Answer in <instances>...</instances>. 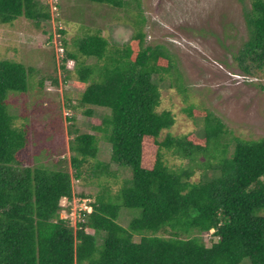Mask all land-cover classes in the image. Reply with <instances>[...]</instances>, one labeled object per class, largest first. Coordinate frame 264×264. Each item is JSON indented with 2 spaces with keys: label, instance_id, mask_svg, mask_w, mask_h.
Returning <instances> with one entry per match:
<instances>
[{
  "label": "trees",
  "instance_id": "1",
  "mask_svg": "<svg viewBox=\"0 0 264 264\" xmlns=\"http://www.w3.org/2000/svg\"><path fill=\"white\" fill-rule=\"evenodd\" d=\"M88 1L129 8L132 0ZM133 1L139 29L127 43L110 44L100 30L71 44L62 38L63 62L74 60L79 79L88 83L81 106L89 107L88 115L92 105L110 110L93 128L111 143V161L130 170L116 194L102 187L77 229L60 217V201L74 195L70 172L24 166L20 156L28 128L16 125L8 93L28 91L32 68L0 58V264H264V137L232 138L218 116L192 106L184 111L201 115V136L160 137L176 118L158 110V82L177 70L176 59L165 45L146 44L145 17ZM23 16L51 17L39 0H0L1 23ZM244 17L248 38L236 59L254 75L264 69V0H250ZM99 142L94 133L70 141L76 178L117 175L111 162L98 160ZM167 152L188 164L171 166ZM90 159L95 163L86 166ZM196 170L203 177L193 181ZM124 210L132 214L126 226L119 221ZM211 229L207 243L203 234Z\"/></svg>",
  "mask_w": 264,
  "mask_h": 264
},
{
  "label": "rangeland",
  "instance_id": "2",
  "mask_svg": "<svg viewBox=\"0 0 264 264\" xmlns=\"http://www.w3.org/2000/svg\"><path fill=\"white\" fill-rule=\"evenodd\" d=\"M39 1L49 7L50 19L36 22L23 16L12 23L0 22V58L32 68L28 91L8 93L10 111L18 117L16 125L28 128V142L20 156L24 166L45 164L70 172L74 195L60 201V217L77 229L78 222L84 220L82 212L92 210L90 202L102 193V187L110 185V192L116 194L123 180L129 178L130 170L119 169L111 161V143L93 128L102 123L110 110L92 105L93 113L88 115L89 107L81 106V94L88 83L79 79L74 60L63 62L62 38L71 44L75 38L100 30L110 44L121 46L139 29L132 21L139 10L133 0L129 8L88 0ZM139 1L145 17L141 29L147 35L146 44H163L176 59L177 70L158 82L161 91L158 110H170L176 118L175 124L163 130L160 137L163 139L169 133L201 136L204 125L201 115L191 116L184 111L192 106L194 111L208 110L218 116L232 138H263L264 69L247 75L236 59L248 38L244 9L250 6V0ZM61 27L65 28V34L59 33ZM82 60L86 64L97 61ZM81 133L99 136L98 160L111 162L110 172H117L116 176L97 178L86 173L79 179L74 176L70 141ZM166 160L171 166L188 164L169 152ZM94 163L90 159L86 166ZM202 177L201 170H196L192 180ZM121 212L119 221L126 226L132 214ZM87 232L94 230L87 228ZM212 232L211 229L203 234L207 243Z\"/></svg>",
  "mask_w": 264,
  "mask_h": 264
},
{
  "label": "clouds",
  "instance_id": "3",
  "mask_svg": "<svg viewBox=\"0 0 264 264\" xmlns=\"http://www.w3.org/2000/svg\"><path fill=\"white\" fill-rule=\"evenodd\" d=\"M92 207V206H91ZM87 211V210H86ZM92 210H90V211H87V212H91ZM214 231V230H213Z\"/></svg>",
  "mask_w": 264,
  "mask_h": 264
}]
</instances>
